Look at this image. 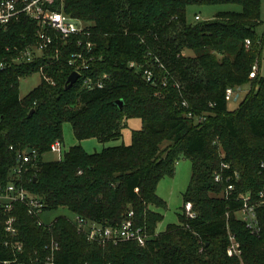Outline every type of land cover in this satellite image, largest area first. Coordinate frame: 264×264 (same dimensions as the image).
<instances>
[{
	"label": "trees",
	"instance_id": "16d2710c",
	"mask_svg": "<svg viewBox=\"0 0 264 264\" xmlns=\"http://www.w3.org/2000/svg\"><path fill=\"white\" fill-rule=\"evenodd\" d=\"M261 1L59 0L54 8L89 25L92 36L65 40L49 30L51 47L31 62L16 59L37 42V22L23 15L0 25V62L7 64L0 70V186L18 181V155L31 149L22 183L44 201L45 212L63 208L102 225L120 224L133 212L149 233L145 246H103L66 216L39 225L25 205L16 204L11 214L0 205V264H49V256L56 264H264V205L255 234L239 218L237 199L251 194L256 200L264 191ZM215 5L240 10L188 21L190 7ZM76 54L83 58L71 63ZM254 66L259 69L252 75ZM146 67L155 80L145 78ZM75 71L80 77L67 88ZM35 73L40 84L21 97V80ZM245 86L243 101L230 111L227 90L234 89L238 101ZM131 118L143 126L132 131L129 145L96 153L75 145L61 159L44 161L55 142L64 144L66 123L78 141L106 143L122 139ZM181 159L192 164L183 213L178 224L157 233L164 215L156 209L168 208L158 184L175 175ZM223 163L229 168L222 169ZM236 172L234 198L227 199L228 183L217 182L216 175ZM187 203L193 219L186 215ZM10 215L16 218L15 236L5 228ZM229 232L240 245L239 256L227 253Z\"/></svg>",
	"mask_w": 264,
	"mask_h": 264
},
{
	"label": "built area",
	"instance_id": "2783aa9c",
	"mask_svg": "<svg viewBox=\"0 0 264 264\" xmlns=\"http://www.w3.org/2000/svg\"><path fill=\"white\" fill-rule=\"evenodd\" d=\"M58 1L59 0H0V25H7L13 19H18L19 17L25 15L35 20L39 26L37 42L28 47L25 51L21 52V55L16 59L17 62H31L35 58L39 57L43 52L48 50L53 43V38L51 37L49 30L58 32L65 40L72 36H92L91 27L89 25L84 23L82 20L72 18L62 9L56 10L54 8ZM195 19L201 20L202 16L197 14ZM246 43L249 45L250 41L247 40ZM92 46L93 43L88 41L87 48L92 49ZM81 58H83L82 54H76L74 55V61H71V63H75L77 59ZM83 67H88L84 60ZM130 67L141 69V67L135 62H131ZM5 68H7V64L0 62V70ZM253 70L256 72L257 66H254ZM143 73L148 81H152L153 79L155 80L154 71L150 67L144 68ZM91 81L92 80H86L85 84L87 87H91ZM98 85L102 86L101 83ZM164 85H166L165 82ZM235 93L236 91L234 89L229 88L227 90L228 99L234 97ZM50 152L58 154L59 159H61L63 154V144L59 141L55 142L51 146ZM31 160L32 155L28 152L18 155V164L14 168V173L18 181H10L5 187L0 186V205L6 213L11 214L15 210V205L21 203L26 206L30 215L38 217V224L43 225L45 223L42 221L41 217L46 213L44 211V201L41 198L34 197L22 183V176L26 172L28 164ZM227 168H229V165L227 163H223L222 169ZM261 168L264 170V163L261 164ZM223 177L222 173H218L216 175V181H224L228 183L224 195L227 199L234 198L232 195H234L236 185L231 181L233 178L238 180V173L236 172L234 175L227 178ZM237 199L242 202L238 210L239 218L245 223L246 227L252 231V233H259L260 221L258 208L264 205V191H261L258 194L256 200L252 199L251 194H247ZM185 208L186 215L190 219L196 217L191 203H187ZM71 220L76 224L80 232L86 234L87 239L90 242H95L103 246L106 244H118L122 242H135L141 246H145L149 239L147 229L136 223L133 212H130L120 224H96L80 215H74V218ZM15 222L16 218L13 215H10L6 220L5 228L11 236H15L17 234ZM229 238L231 244L227 249L228 255L231 257L239 256L241 254L239 243L236 241L235 236L230 232ZM16 245L17 249L20 250L22 245L20 243H17ZM58 248L57 244L52 245L53 250ZM47 262L49 264H56L53 256L47 257Z\"/></svg>",
	"mask_w": 264,
	"mask_h": 264
},
{
	"label": "rangeland",
	"instance_id": "374dc122",
	"mask_svg": "<svg viewBox=\"0 0 264 264\" xmlns=\"http://www.w3.org/2000/svg\"><path fill=\"white\" fill-rule=\"evenodd\" d=\"M239 11L240 7L235 5H215V6H193L188 9L187 18L188 21H195V15L200 14L202 19H211L217 13L222 11ZM261 14L262 21L264 22V0L261 1ZM257 33L259 36H262L264 33V23L260 25L257 29ZM189 54H192L189 52ZM257 67V71H258ZM261 73L264 74V44L263 51L261 57ZM256 71V72H257ZM254 70L252 75L256 73ZM41 82V75L39 73H35L29 77L23 78L20 82V96H26L31 90L37 87ZM246 92H248V87L245 86L240 92V99L238 101L230 99L228 103V108L230 111L236 110L240 103L243 101ZM232 100V101H231ZM143 126L141 119L131 118L128 120L127 127L123 132V138L116 141H110L103 143L96 138H89L82 141H78L75 138L73 129L70 123H66L64 125V144H63V152L69 151V149L75 145H81L83 149L88 153H96L101 152L106 147L118 146L122 144L129 145L132 142V131L141 129ZM59 159L58 154L53 152H48L44 155V161H56ZM192 176V164L188 159L179 160L176 165V172L173 177H165L160 180L158 184V195L163 198L168 205L166 210L156 209L164 215L163 221L158 225L157 233L165 231L169 224H178L179 214L183 213V204L184 198L183 193L187 190L188 185L190 183ZM60 216H66L70 219L74 218L73 213L68 211L67 209H59L57 211H47L42 215L41 219L45 224H51L55 221L56 218ZM49 261V259H48Z\"/></svg>",
	"mask_w": 264,
	"mask_h": 264
},
{
	"label": "water",
	"instance_id": "95a60500",
	"mask_svg": "<svg viewBox=\"0 0 264 264\" xmlns=\"http://www.w3.org/2000/svg\"><path fill=\"white\" fill-rule=\"evenodd\" d=\"M79 77H80V74H79L78 72H76V71L73 72V73L69 76V78H68V80H67L66 87H67V88H70L72 85H74V84L78 81ZM115 103H116L118 106H120V107L123 105V101H122V100L116 101ZM33 112H34V110H32V111L30 112V116L33 114ZM28 153L32 154L33 151H32L31 149H29V150H28Z\"/></svg>",
	"mask_w": 264,
	"mask_h": 264
},
{
	"label": "crops",
	"instance_id": "0c3cea01",
	"mask_svg": "<svg viewBox=\"0 0 264 264\" xmlns=\"http://www.w3.org/2000/svg\"><path fill=\"white\" fill-rule=\"evenodd\" d=\"M238 93L235 94V98H234V101H236L237 97H238Z\"/></svg>",
	"mask_w": 264,
	"mask_h": 264
}]
</instances>
